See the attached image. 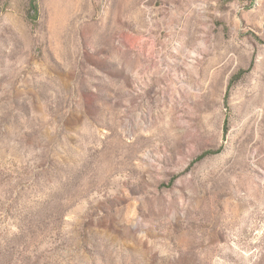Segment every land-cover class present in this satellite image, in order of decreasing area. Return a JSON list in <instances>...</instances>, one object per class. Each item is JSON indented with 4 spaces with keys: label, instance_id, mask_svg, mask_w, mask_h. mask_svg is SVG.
<instances>
[{
    "label": "rangeland",
    "instance_id": "obj_1",
    "mask_svg": "<svg viewBox=\"0 0 264 264\" xmlns=\"http://www.w3.org/2000/svg\"><path fill=\"white\" fill-rule=\"evenodd\" d=\"M0 0V264H264V0Z\"/></svg>",
    "mask_w": 264,
    "mask_h": 264
},
{
    "label": "trees",
    "instance_id": "obj_2",
    "mask_svg": "<svg viewBox=\"0 0 264 264\" xmlns=\"http://www.w3.org/2000/svg\"><path fill=\"white\" fill-rule=\"evenodd\" d=\"M29 6L33 12V14L37 13V4H36V0H29Z\"/></svg>",
    "mask_w": 264,
    "mask_h": 264
}]
</instances>
